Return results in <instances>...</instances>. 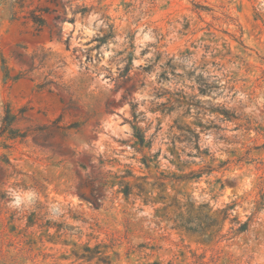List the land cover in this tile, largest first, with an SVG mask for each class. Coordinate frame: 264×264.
<instances>
[{
	"label": "rangeland",
	"instance_id": "1",
	"mask_svg": "<svg viewBox=\"0 0 264 264\" xmlns=\"http://www.w3.org/2000/svg\"><path fill=\"white\" fill-rule=\"evenodd\" d=\"M0 264H264V0H0Z\"/></svg>",
	"mask_w": 264,
	"mask_h": 264
},
{
	"label": "trees",
	"instance_id": "2",
	"mask_svg": "<svg viewBox=\"0 0 264 264\" xmlns=\"http://www.w3.org/2000/svg\"><path fill=\"white\" fill-rule=\"evenodd\" d=\"M78 11H73V13H77ZM31 21L33 22V24L36 26V30H40L41 26L44 24V21L42 20L41 17H39L38 15H31ZM109 32L105 33L102 36H96L95 40H97L98 43H100L101 41H103V39L107 38L108 36H112V26H110ZM131 59H128V62L126 63V65L122 68H120V72L121 73H126L129 71L130 67H131ZM136 110L132 107V116L134 118L133 122H131V127L133 129V136L135 138H137L138 142L140 144H143L145 142V135L142 131V129L138 126L136 118H137V112H135ZM124 194L126 195V191H124ZM225 210H228L231 208V205H226ZM239 223V222H238ZM248 227V222H241L239 223L238 227L235 229L236 232H242L244 230H246Z\"/></svg>",
	"mask_w": 264,
	"mask_h": 264
}]
</instances>
